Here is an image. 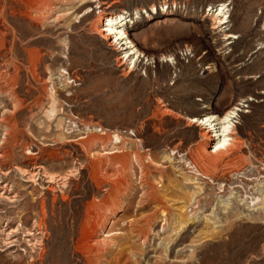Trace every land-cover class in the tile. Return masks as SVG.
Segmentation results:
<instances>
[{"label":"rangeland","instance_id":"rangeland-1","mask_svg":"<svg viewBox=\"0 0 264 264\" xmlns=\"http://www.w3.org/2000/svg\"><path fill=\"white\" fill-rule=\"evenodd\" d=\"M85 2L0 0V264H84L90 205L101 264H264V0ZM120 15L132 45L94 29Z\"/></svg>","mask_w":264,"mask_h":264},{"label":"bare ground","instance_id":"bare-ground-1","mask_svg":"<svg viewBox=\"0 0 264 264\" xmlns=\"http://www.w3.org/2000/svg\"><path fill=\"white\" fill-rule=\"evenodd\" d=\"M84 3L87 2H85L84 0ZM227 14L228 10L226 5H221L219 9H217V14L215 15L213 21H216L218 25H223L227 23ZM99 18L102 20V26H100V24L96 22L94 24V29L96 30V33H98V35H100V37H102L104 40H113L112 44H110L111 46H118L121 45L123 42L126 46L133 44V42L130 41L127 31L123 30V27L129 22L124 15L116 17L100 16ZM132 50L133 49H131V51ZM133 51V53L130 51L126 52L125 58L128 59L131 55H133L130 61V65L135 66L140 60L142 54L137 50ZM234 111L235 109H229L227 112H223L218 117H215V115H213L209 118L203 119L200 122V125H208L207 127L209 130L202 134V138L208 136L209 138L215 140V143L213 144V151L203 148V151L205 153L204 158H206V160H208L209 162L217 163L221 161L225 155L229 154L232 147L237 142L235 138H231V136L235 134L233 125L231 124ZM215 122L218 123L214 124ZM217 125H220V127L216 129L215 127ZM100 133H102V135L106 134V132L102 129ZM210 133H213V136ZM79 140H85V138L80 137ZM94 155L95 154H93V156ZM5 156V152H3L0 158H4ZM193 168L195 169V172L198 177H201L203 179L212 178L207 171H203V169H201V167H198V165H194ZM126 170V167L123 166L120 171L122 176L120 181L122 185H124L125 183L124 174L126 173ZM103 214L104 213L102 212V210L95 205H90L86 208V210H84L83 218L79 224L77 237V245H79L78 248L82 250V258L84 264H101V261L105 257V254L110 250V248L113 247L112 241L104 240L103 242H100L98 240L100 232L102 231L103 226L107 221V217H105Z\"/></svg>","mask_w":264,"mask_h":264}]
</instances>
